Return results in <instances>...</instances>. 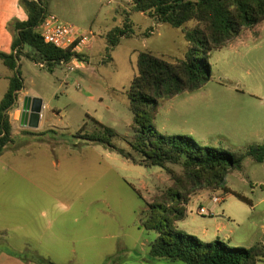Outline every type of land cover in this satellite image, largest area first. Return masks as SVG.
Wrapping results in <instances>:
<instances>
[{
	"label": "rangeland",
	"instance_id": "1",
	"mask_svg": "<svg viewBox=\"0 0 264 264\" xmlns=\"http://www.w3.org/2000/svg\"><path fill=\"white\" fill-rule=\"evenodd\" d=\"M44 1L48 13L93 29L98 48L86 68L76 71L68 68V62L49 71L28 45L18 62L24 89L10 119L19 141L0 155V264L29 263L22 260V253L53 264H186L152 258L157 234L142 225L147 203L160 201L173 185L171 175L77 137L98 129L89 120L92 116L117 132L115 145L131 150L128 90L139 71V53L151 51L170 62L184 59L188 49L184 34L135 12L134 0ZM127 15L136 34L122 39L113 51L106 50L107 32ZM81 58L88 61L86 55ZM209 63L212 76L204 87L159 99L154 119L158 131L188 135L203 146L231 152L264 143V22L214 51ZM12 75L0 61V101ZM24 92L43 100L41 132L21 126ZM171 168L182 171L179 166ZM226 186L249 198L253 206L229 197L223 189L202 190L192 197L178 230L211 242L217 240L218 231L224 237L233 229V239L240 245L227 241L230 247L248 248L254 239L264 241V162L248 157L242 170L228 174ZM213 196L223 201L214 206ZM200 206L207 213H200ZM203 230L210 236L202 237Z\"/></svg>",
	"mask_w": 264,
	"mask_h": 264
},
{
	"label": "trees",
	"instance_id": "2",
	"mask_svg": "<svg viewBox=\"0 0 264 264\" xmlns=\"http://www.w3.org/2000/svg\"><path fill=\"white\" fill-rule=\"evenodd\" d=\"M20 1L28 18L10 22L9 30L14 35L12 51H0V61L13 72L8 90L0 101V155L19 141L13 133L10 112L24 89L18 62L25 47H32L43 60L41 64H47L51 72L57 64L69 62L72 56L70 51L47 44L42 38L39 26L48 13L45 1ZM133 10L148 15L156 23L181 29L188 43L185 58L170 62L151 51L139 53V71L128 90L133 113V136L127 140L131 150L115 145L113 140L118 136L117 132L92 116L89 120L98 129L77 137L102 144L136 165L161 167L171 175L173 185L162 194L160 201L147 203L142 222L143 227L157 234L150 249L152 258L180 260L186 264H258L264 261L261 243L248 248L230 247L221 239L206 242L178 230V223L187 218L188 205L199 191L223 189L252 205L249 198L226 186V178L228 174L242 170L248 157L263 163L264 143L231 152L203 146L188 135H163L154 125L159 99L192 93L204 87L212 76L209 63L212 53L227 46L245 30L264 22V0H134ZM135 34L134 22L127 15L121 25L107 32L108 51L114 50L122 39L132 38ZM26 56L39 62L34 55L27 53ZM27 134L44 135L45 132ZM171 166L181 167V173L173 171ZM131 187L143 198L139 190ZM21 257L25 262L53 264L42 257L32 260L23 253Z\"/></svg>",
	"mask_w": 264,
	"mask_h": 264
},
{
	"label": "built area",
	"instance_id": "3",
	"mask_svg": "<svg viewBox=\"0 0 264 264\" xmlns=\"http://www.w3.org/2000/svg\"><path fill=\"white\" fill-rule=\"evenodd\" d=\"M39 31L45 43L58 49L70 51L72 54L71 60L68 62L70 70L76 71L78 68H86L88 62L80 56L95 38V33L92 30L83 29L80 26L62 21L57 15L47 13L39 26ZM222 201L223 199L219 196L211 198L214 205ZM199 212L205 214L207 208L202 206L199 208Z\"/></svg>",
	"mask_w": 264,
	"mask_h": 264
},
{
	"label": "crops",
	"instance_id": "4",
	"mask_svg": "<svg viewBox=\"0 0 264 264\" xmlns=\"http://www.w3.org/2000/svg\"><path fill=\"white\" fill-rule=\"evenodd\" d=\"M27 18H28V16H27L26 10L22 6L20 0H0V51L1 52L10 53L12 51V44H13L14 38H13L12 32L9 30V24H10V22L15 21V20L25 21V20H27ZM157 24L162 25V23H157ZM90 30L93 31V29H90ZM93 32L95 33V31H93ZM100 32L103 33L104 30L103 31H100ZM154 33H155V30H154L153 34ZM96 37H97V35L95 33V38H94L93 43L89 47H87L84 50V52H83V55L84 56L86 55L87 58H88V61L87 62H91V59L94 57L95 52H96V50L98 48V40H99V38L96 39ZM106 50H108V47L106 48ZM42 65H44V64H42ZM23 95H24L23 96V101H24V98L26 96H32V97H39V98H41L39 95L31 94V93H28V92H24ZM10 114H11V112H10ZM42 117L43 118H41V122H40L39 128L37 130H34V131H37V132H41L42 131L41 123L44 121L45 114L42 113ZM13 130H14L13 131L14 134L17 135V133H19L18 131L15 130L14 127H13ZM227 195L229 197L234 196V195H232L230 193H227ZM261 202H264V199H262ZM251 206H253V203H252ZM200 207H202V206H200ZM233 234H234V230L231 229L230 230V234L224 235V237H221L220 236V232L219 231L215 234V236H216L217 239H222L227 244H229V243L231 244V242H235V246H239L240 243L238 241H234ZM201 236L205 238L206 236H210V233L208 232V230H203V231H201ZM254 240H255L254 241L255 243H251V245H249V246H252L254 244L256 245L258 243H261V244L264 245V241H256V239H254ZM27 264H32V262H29Z\"/></svg>",
	"mask_w": 264,
	"mask_h": 264
},
{
	"label": "water",
	"instance_id": "5",
	"mask_svg": "<svg viewBox=\"0 0 264 264\" xmlns=\"http://www.w3.org/2000/svg\"><path fill=\"white\" fill-rule=\"evenodd\" d=\"M43 108L44 104L42 98L26 96L22 103L21 125L30 129H38Z\"/></svg>",
	"mask_w": 264,
	"mask_h": 264
},
{
	"label": "clouds",
	"instance_id": "6",
	"mask_svg": "<svg viewBox=\"0 0 264 264\" xmlns=\"http://www.w3.org/2000/svg\"><path fill=\"white\" fill-rule=\"evenodd\" d=\"M61 207H63V206H61Z\"/></svg>",
	"mask_w": 264,
	"mask_h": 264
}]
</instances>
